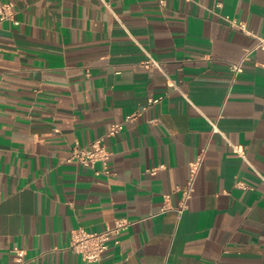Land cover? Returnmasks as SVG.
Masks as SVG:
<instances>
[{"label": "crops", "instance_id": "crops-1", "mask_svg": "<svg viewBox=\"0 0 264 264\" xmlns=\"http://www.w3.org/2000/svg\"><path fill=\"white\" fill-rule=\"evenodd\" d=\"M161 1L0 0V264H264V0ZM99 138L110 178L70 159ZM119 217L99 262L71 249Z\"/></svg>", "mask_w": 264, "mask_h": 264}, {"label": "built area", "instance_id": "built-area-1", "mask_svg": "<svg viewBox=\"0 0 264 264\" xmlns=\"http://www.w3.org/2000/svg\"><path fill=\"white\" fill-rule=\"evenodd\" d=\"M161 2H164L163 0ZM15 4L13 2L0 3V20H11L14 24H19V21L15 18ZM232 25L238 26L246 31L244 24H236V22L231 21ZM256 48H264V38H261ZM251 49L247 50L243 58L231 65V69L234 72L235 76L241 71L243 63L248 59ZM146 66H157L160 67L159 62L148 53V60ZM172 86L175 89H179L175 83H172ZM159 99H153L152 102H157ZM213 131H218L214 122H212ZM123 129L122 124H115L111 127L109 135L113 136L118 134ZM233 150L240 154L242 157H245V153L241 150L239 146L231 144ZM204 152H201L195 160H192L189 164V175L187 183L185 186L181 187L179 190L181 192V198L179 205L176 208L169 206L166 203L161 209L162 212H165L169 209H175L179 214H183L189 206V201L193 197L195 190V183L197 177L200 173L201 167L204 161ZM113 158L112 152L104 144L103 139L99 138L94 141L90 147H75L71 154L70 159L76 160L81 165L90 167L94 169V174L96 176H106L108 178L112 177L115 173L110 167V161ZM101 163L102 168L97 169L96 164ZM161 167L153 168L152 173H155ZM239 186L247 187L245 183L239 182ZM134 222L126 217H119L115 219L114 225L107 227L102 231H86L83 229L77 230L72 235L71 240V249L78 253L87 263H96L99 262L104 254L110 249L111 245L117 244L120 242L121 234L126 231ZM15 254L16 264H26L25 251L15 246L12 249Z\"/></svg>", "mask_w": 264, "mask_h": 264}]
</instances>
